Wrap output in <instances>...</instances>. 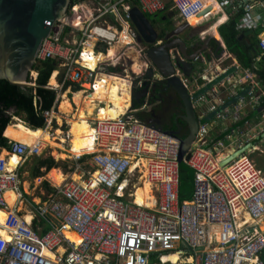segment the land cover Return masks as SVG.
<instances>
[{
    "label": "built area",
    "instance_id": "obj_1",
    "mask_svg": "<svg viewBox=\"0 0 264 264\" xmlns=\"http://www.w3.org/2000/svg\"><path fill=\"white\" fill-rule=\"evenodd\" d=\"M132 6L131 0H70L64 16L51 24L36 54V62H56V85L47 84L56 98L42 112L46 126L53 123L63 84H68L66 94L86 95L103 76L127 75L131 85L153 67L130 21ZM137 6L147 15L172 11L198 43L210 37V26L217 30L236 16L238 32H256L255 60L264 57V0H138ZM206 8L208 20L199 36L190 19ZM209 43L195 56L193 61L201 66H194L189 76L175 68L190 95L233 68L192 101L198 126L185 160L193 174L190 197H179L181 137L146 122L131 102L115 118L92 119L88 176H64L38 200L22 191L19 168L22 157L39 155L43 148L39 141L28 146L10 139L6 157H0V210L6 213L0 222L5 231V236L0 234V264H264V175L252 158L256 154L264 159V136L253 142L264 131V88L220 37L218 44ZM115 45V63L95 59L90 65L92 58ZM125 48L138 54L141 69L131 68L133 59ZM175 52L169 50L172 58ZM30 73L35 79L37 72ZM246 87L244 95L217 111ZM243 109L256 113V119L244 127L219 124L237 122ZM211 112L214 115L202 122ZM219 127L220 136H213ZM246 144L245 151L223 163ZM82 155L75 159L80 161ZM10 156L17 157L14 165H9ZM144 181L152 206L134 200L135 188ZM8 192L15 196L11 205ZM69 232L79 237L78 243L67 237ZM171 255L177 260H170Z\"/></svg>",
    "mask_w": 264,
    "mask_h": 264
},
{
    "label": "water",
    "instance_id": "obj_2",
    "mask_svg": "<svg viewBox=\"0 0 264 264\" xmlns=\"http://www.w3.org/2000/svg\"><path fill=\"white\" fill-rule=\"evenodd\" d=\"M69 1L70 0H0V80H6L10 84H14L23 89L35 86V83L28 81V78L36 62L38 48L42 39L48 35L51 24L64 16ZM207 9L208 8L203 10L201 14ZM128 15L138 32V40L146 46L145 55L153 66L149 67L144 75L137 76L131 82V90L140 85L143 88L141 96H145L148 87L154 89L156 85L162 84L163 87L161 91L171 90L176 94L178 99L177 102L181 103L183 107L184 113L182 118L187 125L188 131L180 140L177 157L178 164L180 169H186L192 172V169L185 163L189 155L188 149L191 146L198 126L192 101L200 94H203L213 84L219 82L223 76L232 72L233 68L208 82L190 95L183 86L180 77L175 73V68H178L185 76H189L194 68L192 62L195 56L207 46L210 37L201 42L195 51L189 53V48L192 49L194 45L197 46V44L191 42L188 46L186 42L178 37L157 44V41L161 39V37L138 6L133 5L128 11ZM172 17V11L164 15V18L171 19ZM184 26H187V24L184 23ZM244 33H249V31H245ZM172 34H175V32H167L163 36V39L167 40ZM190 36L196 37V34L190 33ZM173 48L176 49L177 52L174 53V57L172 58L169 50ZM130 75L132 76V72H130ZM48 85H50L49 82ZM247 91V87L239 91L220 105L217 111L235 102ZM150 92H152V90ZM214 113L215 112H211L201 121L205 122L209 120ZM157 128L165 133L177 135V133L172 130H166L162 127ZM263 136L264 131L253 140V142ZM248 147L249 144H246L238 149L228 156L223 163L245 151ZM188 178L192 183V177L188 176Z\"/></svg>",
    "mask_w": 264,
    "mask_h": 264
},
{
    "label": "trees",
    "instance_id": "obj_3",
    "mask_svg": "<svg viewBox=\"0 0 264 264\" xmlns=\"http://www.w3.org/2000/svg\"><path fill=\"white\" fill-rule=\"evenodd\" d=\"M131 4L137 6L138 0H131ZM235 23L236 16L230 17L227 21L217 27V32L226 48L232 53L236 60L242 66L253 69V72L256 74L260 84L264 88V57H260L258 60H255L256 56L259 54V50L256 45V32H238L235 27ZM55 64L56 62L53 59L37 60V62H35L33 70L37 72V75L33 81L35 83L34 87L23 89L14 84H10L6 80H0V148H7L8 140L4 136L7 137V134L13 130L10 125L6 126L11 118V114L8 113L11 109L14 110V115H22V120H24L30 128L42 129L45 126L46 121L42 112L44 110H49L54 105L56 98V91L47 87L48 79L52 70L55 68ZM121 85H124L125 88V94L122 93V98H124L128 93V84L126 80L123 78H113L112 80L107 78L102 79L99 82V86H102V91L97 96L98 99L102 102L109 101V98L114 95ZM159 86L161 88L163 87L162 84H158V87ZM67 87V83L63 84L62 91H64ZM76 90V87L72 88V91ZM92 103L93 100L91 98L85 107L86 110L88 112L91 111V115L94 116V106H92ZM179 111L182 112V109ZM137 115L142 117L140 113H137ZM172 115L169 118L170 122H168V126L166 125L165 127L166 130H172V128L175 127L174 121H171ZM176 121L184 124L178 117L176 118ZM2 132L4 136L2 135ZM186 134L187 129L184 128L180 131L178 136L183 138ZM57 165V162L54 161L52 157H36L32 167L31 176H42L43 172L40 170L41 168H44V171H47ZM181 173L182 171L180 169L179 197L183 198L188 196L189 198L190 190H187L185 183L182 182ZM43 184H45L44 186L47 191L52 189L46 182H43ZM260 257L264 261V250L260 253Z\"/></svg>",
    "mask_w": 264,
    "mask_h": 264
},
{
    "label": "bare ground",
    "instance_id": "obj_4",
    "mask_svg": "<svg viewBox=\"0 0 264 264\" xmlns=\"http://www.w3.org/2000/svg\"><path fill=\"white\" fill-rule=\"evenodd\" d=\"M203 16H207L206 14L199 15L197 17H194L190 20L193 21V24L201 22ZM199 27V26H198ZM195 28V27H194ZM196 33L201 36L204 34V26H201V28L197 27L195 28ZM202 32V33H201ZM207 32L210 36V41H212L214 44L219 43V34L214 28V25L211 26V28L207 29ZM201 33V35H200ZM214 36V37H213ZM115 46H112L109 48L107 52L98 54L94 59L92 58L89 63L92 66L95 63V59L99 60H107L110 62H116V53L118 51V48ZM125 52L129 53L130 56L133 59V63L131 65V68L135 71L141 69L144 66V63L140 60L138 54H136L134 51L130 50L129 48H125ZM55 75L56 72H52V74L49 77V84L56 85L55 82ZM110 79L123 78L127 81L128 84V93L127 95L122 98V93L125 94V88L124 85H121V87L109 98L110 102H107L109 105V113L103 111L100 107L94 109L95 115L92 118L87 117V112L85 110V105L91 100V98L96 97L100 94L102 91V86H99V83L95 87V90L91 93H87L86 95H89L88 97L83 98L82 96L84 93L82 91L74 92L72 94V100H69L66 95V91L60 94V101L58 103V110L60 113L67 114L68 116V122H69V129H68V149H63L61 147V143L59 141H64L63 137H58L60 131L57 129L54 134H51L49 129L44 128H37L32 129L26 124H24L22 121L17 120L10 125L12 127V131L7 134V137L9 135V138L12 137L11 140L22 142L28 146H32L37 141L40 142V148H42V143H44L46 146L53 147V148H61L62 150H66L69 154H72L73 156L82 155L88 152H91L94 150L93 147V128L90 126V120L91 119H103V118H115L119 114L123 113L130 105V95H129V85L130 82L128 80L127 75H111V76H103L102 79ZM108 84V83H106ZM99 86V87H98ZM103 103V102H102ZM72 104H74V108L72 107ZM103 106V105H101ZM100 108V109H99ZM58 114V113H57ZM58 116V115H57ZM57 118V117H56ZM58 119V118H57ZM60 120V119H59ZM90 126V127H89ZM89 127V129H88ZM54 135V136H53ZM59 140V141H58ZM53 151V150H52ZM64 151L54 153L57 157H64ZM7 153L5 150H2L0 152V157H6ZM260 158V157H258ZM17 161L16 156H10L9 159V165H14ZM262 174L264 175V171H262ZM76 174V173H75ZM47 176L55 183L59 184L63 179L64 175L62 172L56 168H51ZM74 176V175H73ZM77 176V175H75ZM74 179H79V177H75ZM24 188L26 187V183H24ZM149 191V184L144 181L141 183L140 186L136 187L134 190V200L140 205H146V206H152L153 201L150 200V196L148 195ZM7 200L9 202V205L13 203V200L15 198L14 194L12 192L7 193ZM6 216V213L2 210H0V222L4 220ZM246 220L248 221L250 217L248 215L245 216ZM26 219L29 220L30 216L27 215ZM0 234L5 236V231L0 229ZM67 237L71 240L75 241L76 243L79 242V237L73 233L69 232L66 233ZM61 248H64L63 245H61ZM170 260H177L176 255H171L168 257Z\"/></svg>",
    "mask_w": 264,
    "mask_h": 264
},
{
    "label": "flooded vegetation",
    "instance_id": "obj_5",
    "mask_svg": "<svg viewBox=\"0 0 264 264\" xmlns=\"http://www.w3.org/2000/svg\"><path fill=\"white\" fill-rule=\"evenodd\" d=\"M163 13H157L154 16L159 18V26L163 28L165 31H159L156 29V24L153 19H149L150 23L153 25V27L158 31L161 39V42H166L172 38L178 37L184 42L187 40L191 43L194 42L193 44L194 47L192 49L189 48V53H192L198 48V45L201 43L197 42L196 37L190 36V33H194L191 29H189L187 26H184L183 22H179L174 18V15L171 19L164 18ZM196 24V23H195ZM194 26V24H193ZM174 31L175 34H172L167 40L163 39V36L168 32ZM202 33V32H201ZM200 33V35H201ZM214 37V36H213ZM187 43V42H186ZM210 44V43H209ZM211 44H214L211 41ZM210 44V45H211ZM142 87H136L131 90V97H130V102L131 104L139 109V113L142 115L143 119L148 122L151 125H154L155 127H162L165 129L166 125L168 126V122H170V116L171 121H174L175 127L172 128V131L176 132L177 135L180 133L181 130L184 128L187 129V125L185 121L182 118L183 115V107L181 103H178V99L176 97V94L172 92L171 90L167 91H161V87L156 85L154 89H151V87L147 88L145 96L142 95ZM152 90V92H150ZM155 90V91H154ZM89 95L82 96L83 98L88 97ZM93 103L92 106H95L96 102L100 101L98 97H93L92 98ZM109 101H106V103ZM108 104V103H107ZM86 106V105H85ZM95 107L93 108V114L95 115L94 111ZM182 109V112L179 110ZM86 110V107H85ZM87 112V117L92 118L89 115H91V111ZM180 118L182 122L185 124H182L181 122H177L176 118ZM188 132V131H187Z\"/></svg>",
    "mask_w": 264,
    "mask_h": 264
},
{
    "label": "rangeland",
    "instance_id": "obj_6",
    "mask_svg": "<svg viewBox=\"0 0 264 264\" xmlns=\"http://www.w3.org/2000/svg\"><path fill=\"white\" fill-rule=\"evenodd\" d=\"M145 16L148 18V20L149 19H153L155 21V24H156L155 27H156V29H158L159 31H165V30H163V28L161 26H159V24H158L159 23V18L158 17L151 16V15H147V14H145ZM207 20L208 19L205 17V18H203L201 20V23H205V22H207ZM186 42H187L186 44L189 46V43L190 42L188 40ZM192 65L195 66V67H200L201 66V65L197 64L195 61L192 62ZM32 73L34 74V72H32ZM29 75H31V73H29ZM28 81L31 82L29 79H28ZM67 89L68 88H66L63 91V93L65 91L67 92ZM66 95H67V98L69 100H71L72 94L71 93H68ZM97 103H102V101L100 100V101L96 102V104L94 106L95 108L100 107L103 111L109 113V105L106 102H103V104H99V106L97 105ZM129 103H130V101H129ZM101 105H103V106H101ZM9 114H14L13 113V110H9ZM89 116L92 117V115H89ZM68 121L69 120H68L67 114H64L63 115V113H60V111L58 110V107H57V109H56V115H55V118L53 119V123L51 124V126H49V128L45 127L47 129H50V133L51 134H54L57 129L60 131L58 137H63L64 141H62V142L59 141V140L58 141L61 143V147L63 149H65V148L68 149V141H67L68 140V129H69V122ZM92 121L93 120L91 119V122H90V125L91 126H92ZM89 127H88V129H89ZM55 136H57V135H55ZM42 148L43 149H42V152H41V154H40L39 157H48V156L49 157H52L54 159V161H56L57 164H58L55 167L58 168V169H60V171L62 172V174L65 177H68V178H71L72 179V178H75V177L78 176L79 178L84 179V178H86L88 176L87 175V172L90 169L89 163L91 161L90 154H88V153L87 154H83L81 156L80 161H77V159H75V156H73L72 154H69L68 152H66V150L64 151L61 148H56L55 149L53 147L46 146L44 143H42ZM55 151H57V152L64 151L63 152L64 153V157H57L56 154L54 153ZM258 157H260V156H258L256 154L252 155V158L256 162L257 166L260 168V170L264 171V159L262 157H260V158H258ZM181 171H182V173H181L182 182L185 183L186 189L187 190H190V192H191L192 185H191V182H190L188 176L189 177H192L193 174H192L191 171L186 170V169H181ZM75 175H77V176H75ZM36 180H37V178H31L30 176L24 175L23 178L21 179L22 186L24 185L25 182H27L26 187H25L24 190H28L29 189V193L30 194H36V195H38L39 194V188H37V190H35V186L36 185H38V186L41 185L42 186V182L39 183ZM186 184L188 185L189 188L187 187ZM28 186H30V187L28 188ZM23 188H24V186H23ZM184 192H185V190H184ZM190 192H189V194H190ZM185 198L187 199L188 196L183 197V198H180V199H185Z\"/></svg>",
    "mask_w": 264,
    "mask_h": 264
},
{
    "label": "crops",
    "instance_id": "obj_7",
    "mask_svg": "<svg viewBox=\"0 0 264 264\" xmlns=\"http://www.w3.org/2000/svg\"><path fill=\"white\" fill-rule=\"evenodd\" d=\"M203 18H205V16H203ZM202 18V19H203ZM206 18H207V16H206ZM190 23L191 24H193V21L192 20H190ZM206 23V22H205ZM205 23H201V22H198V23H196V24H194V27L196 28L197 27V29L198 28H201V26H204L205 25ZM199 26V27H198ZM209 28H211V26L209 27ZM217 31V30H216ZM220 37V36H219ZM221 39V38H220ZM35 71V70H34ZM36 72V71H35ZM31 76V75H30ZM29 80H31V82L34 80L33 79V77L30 79V78H28ZM49 80V79H48ZM129 82H130V80H129ZM47 84H48V82H47ZM262 86V85H261ZM130 94V93H129ZM72 100V99H71ZM72 107L74 108L75 106H74V104H72ZM11 110H13V109H11ZM9 113V112H8ZM13 113H14V110H13ZM256 117H257V115H256V113L254 114V112H251V110H248V109H246V110H242V112H241V119L240 120H238L237 122H235V123H231L230 121H225V122H221V123H219V124H227V126H232L233 128H235V127H238V126H242V127H244V124L243 123H245V122H247L248 120H250V121H252V120H255L256 119ZM143 118V117H142ZM16 119L17 120H20V121H22L24 124H26V122L24 121V120H22V115H18V116H16V115H14V114H11V118H10V121H9V123L6 125V126H8V125H12V123H14L15 121H16ZM28 126V125H27ZM91 126V125H90ZM246 126V125H245ZM45 127H47V128H49V126H44L42 129H44ZM222 127V126H221ZM221 127H219V128H217V135H216V133H212V135L214 136H220V129H221ZM248 127V126H247ZM5 129V128H4ZM49 131H50V129H49ZM2 135L4 136V134H3V132H2ZM5 138H7V140H10V139H12V137L11 138H9V135H8V137H6V136H4ZM2 150H5L6 151V148L4 147V148H0V152L2 151ZM41 154V153H40ZM40 154L39 155H31V154H29V153H27L24 157H22V159H21V162H20V168H19V176H20V179H22L23 178V176L24 175H27V176H30L31 178H37V180L36 181H38L39 183H41L42 182V186L40 185V186H38V185H36L35 186V190H37V188H39V194L38 195H36V194H30L29 193V189L28 190H24L25 188H23V186H22V191L25 193V194H28V197L30 198V199H33V200H38L39 198H43L50 190H48L47 191V189L46 188H44L45 186V184H43V182H46L47 183V185L50 187V188H52L51 187V184L52 183H54L48 176H46L47 175V173H48V171L51 169H49V170H47V171H44L45 169L44 168H41L40 170L43 172V175L42 176H39V177H32L31 176V171H32V167H33V165H34V160H35V158L36 157H39L40 156ZM261 157V156H260ZM53 168V167H52ZM258 169H260L259 167H258ZM60 170V169H59ZM261 171V170H260ZM37 182V183H38ZM26 184H27V182H25ZM55 184V183H54ZM192 184V183H191ZM33 186V185H32ZM44 186V187H43ZM30 186H28V188H29ZM192 190V189H191ZM190 195H191V193H190Z\"/></svg>",
    "mask_w": 264,
    "mask_h": 264
},
{
    "label": "clouds",
    "instance_id": "obj_8",
    "mask_svg": "<svg viewBox=\"0 0 264 264\" xmlns=\"http://www.w3.org/2000/svg\"><path fill=\"white\" fill-rule=\"evenodd\" d=\"M51 75V74H50Z\"/></svg>",
    "mask_w": 264,
    "mask_h": 264
}]
</instances>
